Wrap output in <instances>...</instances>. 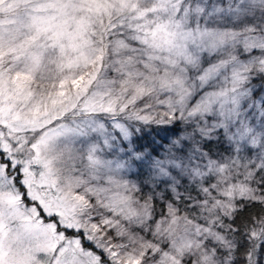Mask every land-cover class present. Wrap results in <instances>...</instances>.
Listing matches in <instances>:
<instances>
[{
	"label": "snow or ice",
	"instance_id": "1",
	"mask_svg": "<svg viewBox=\"0 0 264 264\" xmlns=\"http://www.w3.org/2000/svg\"><path fill=\"white\" fill-rule=\"evenodd\" d=\"M0 264H264V0H0Z\"/></svg>",
	"mask_w": 264,
	"mask_h": 264
}]
</instances>
